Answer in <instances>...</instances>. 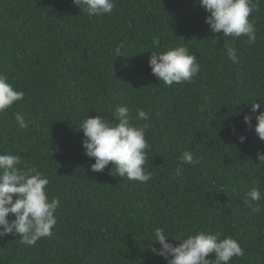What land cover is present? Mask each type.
<instances>
[{
	"label": "trees",
	"instance_id": "obj_1",
	"mask_svg": "<svg viewBox=\"0 0 264 264\" xmlns=\"http://www.w3.org/2000/svg\"><path fill=\"white\" fill-rule=\"evenodd\" d=\"M254 2L249 44L213 33L198 0H116L111 14L92 18L73 0H0V73L25 93L0 114V154L44 173L49 199L60 200L52 235L28 246L6 234L0 264H167L151 250L157 228L172 237L219 231L245 250L229 264H264V199L259 213L245 204L252 187L264 195V141L254 118L251 128L244 122L251 102L264 111V0ZM225 44L237 49L238 63ZM177 46L189 48L201 70L169 87L149 59ZM118 106L149 114L146 183L113 175L111 163L93 172L82 146L83 121H113ZM184 151L198 162L181 164Z\"/></svg>",
	"mask_w": 264,
	"mask_h": 264
},
{
	"label": "clouds",
	"instance_id": "obj_2",
	"mask_svg": "<svg viewBox=\"0 0 264 264\" xmlns=\"http://www.w3.org/2000/svg\"><path fill=\"white\" fill-rule=\"evenodd\" d=\"M81 12L89 18L111 14L116 7V0H73ZM209 15L205 22L213 33H222L223 37L246 36L249 44L256 41V28L250 20L257 5L254 0H198ZM227 57L238 63L237 49L225 44ZM117 56L120 49H116ZM149 66L152 74L159 81L171 87L174 84L191 81L201 70L199 58L185 46L169 48L163 52L151 51ZM23 91L15 90L8 82V77L0 73V114H4L16 102L24 99ZM264 102V100H261ZM261 103L251 102V113L244 115V122L252 127L253 118L257 121L255 133L264 141V111H259ZM20 128H27L28 121L20 112L14 113ZM110 121L97 115L86 118L81 127L85 139L82 141L85 154L94 158L91 165L93 172H102L111 163L116 172L111 173L129 180L146 183L153 173L145 165L151 145L146 139L150 128L149 114L143 109H136L135 115L127 106H118ZM145 121L137 124L135 121ZM243 143L246 137L241 136ZM257 158L264 164V150H258ZM181 164H195L198 159L190 151L180 156ZM22 158L19 155L0 154V238L6 234L19 235L20 242L28 246L52 235L57 224L56 210L60 205L57 198L49 199L48 177L36 168H21ZM183 168L177 167L175 175L182 174ZM264 199L258 187L246 192L245 204L254 213L261 211L260 200ZM169 237L178 244L169 241ZM223 237V238H222ZM155 243L151 250L155 255L164 258L167 264H229L234 257H242L245 250L239 241L221 232H197L187 237L166 235L163 229L154 232ZM158 243L159 248L154 245ZM214 254V259H208Z\"/></svg>",
	"mask_w": 264,
	"mask_h": 264
}]
</instances>
